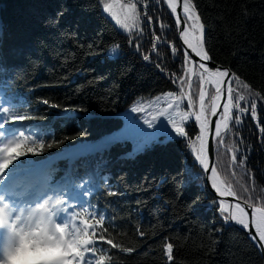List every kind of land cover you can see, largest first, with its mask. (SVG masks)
I'll list each match as a JSON object with an SVG mask.
<instances>
[{
	"label": "trees",
	"instance_id": "1",
	"mask_svg": "<svg viewBox=\"0 0 264 264\" xmlns=\"http://www.w3.org/2000/svg\"><path fill=\"white\" fill-rule=\"evenodd\" d=\"M136 2L0 0V21L7 23L13 33L4 50L24 48L27 52V58L9 55L10 64L22 65L18 74L10 78L12 89L21 103L27 98L24 114L34 117L16 123L44 127L49 133L43 137L44 143L53 144L41 154L21 157V161H39L83 141L100 140L123 125L124 114L133 106L156 113L168 103H175L166 93L175 92L177 86L144 61L129 45V34L100 12L103 3ZM146 2L141 0V3ZM196 4L206 28L205 41L215 63L229 67L247 81L254 92L264 94V0H196ZM137 8L140 9L139 3ZM61 9L64 15L59 27H46L45 17ZM148 13L154 22L159 17L169 25L173 31L167 34L170 39L174 38L175 25L166 6L157 9L148 3ZM144 29L141 47L147 51L150 45L146 25ZM114 44L119 48L110 55ZM161 54L167 70L176 71L177 61L168 55L166 48L161 49ZM43 99L61 107L44 105ZM131 115L141 121L148 118L145 112ZM258 116L264 125V111H258ZM192 130L190 127V134ZM239 135L244 139L236 147L246 153V166L233 169L230 153L224 146L216 154L215 165L222 181L231 184L241 199H244V187L254 190L255 206L261 207L264 206V142L258 139L257 127L251 119H245ZM234 139V135L226 138L225 144L231 146ZM132 147L130 142L116 143L103 153L80 157L73 162L78 167L85 161L94 164L101 157L109 161L108 171L102 175H109L110 179L94 188L86 199L94 206L90 210L97 213L93 219L102 215L105 227H109L111 217L109 231L114 242L137 251L129 255L111 249L114 255L106 264H165L162 236L177 242L174 253L177 264H263L248 236L223 220V215L227 214L217 207L218 201L207 187L205 174L198 165L192 164L191 157L182 155L180 145L157 147L134 159H120L131 152ZM237 160H240L239 154ZM68 166L67 159L53 165L61 170ZM248 171L253 177L251 182ZM60 174L58 172L57 176ZM109 191L116 194L105 195ZM248 203L252 204L253 200ZM70 204L75 206L76 212H83L76 206L78 202ZM84 208L89 205L85 204ZM137 228L146 235L139 237ZM108 250L105 248L103 254L107 255ZM100 254L98 249L97 257Z\"/></svg>",
	"mask_w": 264,
	"mask_h": 264
},
{
	"label": "snow or ice",
	"instance_id": "2",
	"mask_svg": "<svg viewBox=\"0 0 264 264\" xmlns=\"http://www.w3.org/2000/svg\"><path fill=\"white\" fill-rule=\"evenodd\" d=\"M97 3L100 4V0H97ZM148 3L157 9L161 5L167 7L175 25L174 38L170 39L167 34L173 31L169 25L159 17L155 22L153 21V16L148 13ZM100 12L102 15L107 14L110 20L115 21L120 29L129 34V45L140 53L144 61L151 63L165 78L170 79V82L177 86L175 92L166 93V96L172 98L175 103H168L166 108L156 113L149 112L143 107L133 106L130 112L124 114L123 125L100 140L83 141L39 161L32 159L21 161V157L28 156L29 153L41 154L53 144L44 143L43 137L49 134L44 127L16 123L34 117L24 114L27 98L21 103L17 93L12 89L10 78L18 74L22 65L10 64L9 55L13 58L21 56L27 58V52L24 48L4 50L7 42L13 38V33L7 23L0 21V77H2L0 78V229H3L12 241L7 243L0 253V264H11L12 257L17 256L23 246L30 242L43 244L52 250L42 264H93V261L95 264H106V260L114 255L111 249L129 255L137 251L130 246L123 247L119 241L114 242V237L109 231L111 217L109 227H105L104 216L93 219L97 213L90 210L94 206L86 199L94 188H98L105 180L110 179L109 175H102L108 171L109 161L101 157L94 164L85 161L78 167L73 165V162L80 157L97 152L103 153L116 143L129 142L133 145L132 151L124 154L120 159H134L138 154L155 150L157 147L180 145L183 150L182 155L191 157L192 164L201 168L205 174L204 179L218 194L217 207L220 212L228 213L230 207L237 210L223 215V220L234 221L242 230H246L248 239L264 256V206H255L254 190L248 187L243 188L244 199H241L231 184L219 180V173L215 167L216 154L221 146L230 153L233 169L246 166V153L236 147V144L242 143L244 139L239 132L245 119L254 122L258 139L264 142V125L261 124L258 116V111H264V94L254 92L247 81L230 69L215 63L214 56L210 54L205 41V24L201 19L196 0L103 3ZM63 15L64 10L61 9L54 15L45 17V26L58 28ZM80 19L82 20L83 17ZM79 22L80 20L77 21ZM144 25L148 28L150 45L147 51L141 47V41L145 38ZM118 48L119 45L114 44L110 49V55L116 53ZM162 48H166L168 55L177 61L176 71L167 70L161 54ZM194 84L195 92H193ZM245 92L248 95H245ZM156 99L159 100L160 96ZM41 102L50 105L51 108L61 107L50 103L48 99H43ZM135 112H145L148 118L141 121L140 118L131 115ZM211 117L216 118L215 122ZM190 127L193 129L191 134ZM233 135L235 139L232 140L231 146L226 145L225 139H231ZM69 138L75 139V137ZM59 159H67L69 166L63 170L54 168L55 161ZM17 161L19 162L14 163ZM183 167L184 165H181V168ZM58 172L61 173L59 176H57ZM231 174L235 175V172L231 171ZM246 174L251 182L253 180L251 172L248 171ZM201 188L203 189V186ZM115 194L112 191L105 193L108 196ZM229 196L235 198L234 204H226L222 199ZM49 198L60 201L52 208L56 224L51 234L26 232L17 221L23 223V213L38 211V206ZM249 200H253V203L249 204ZM73 201L78 202L76 206L83 209V212H76L75 206L71 209L64 207L66 203ZM85 204H88L89 208H84ZM69 211L72 213L71 216L65 215ZM136 234L139 237L146 235L145 231L139 228ZM161 241L165 264H177L174 255L177 242L163 236ZM105 248L109 249L107 255L103 254ZM98 249L101 252L99 257H97ZM17 264H25V260L20 258Z\"/></svg>",
	"mask_w": 264,
	"mask_h": 264
},
{
	"label": "clouds",
	"instance_id": "3",
	"mask_svg": "<svg viewBox=\"0 0 264 264\" xmlns=\"http://www.w3.org/2000/svg\"><path fill=\"white\" fill-rule=\"evenodd\" d=\"M59 203V200L49 198L42 205L38 206V211L32 210L31 212L23 213L24 222L21 223L18 220L17 223L26 232L49 235L56 224L54 219L55 213L52 211V208ZM51 251V249L40 243H26L17 256L12 257L11 264H17V260L20 258L25 260V264H42L49 257Z\"/></svg>",
	"mask_w": 264,
	"mask_h": 264
},
{
	"label": "water",
	"instance_id": "4",
	"mask_svg": "<svg viewBox=\"0 0 264 264\" xmlns=\"http://www.w3.org/2000/svg\"><path fill=\"white\" fill-rule=\"evenodd\" d=\"M205 37H206V28H205ZM217 64V63H216ZM217 65H219V64H217ZM219 66H221V67H225V68H228V69H230L229 67H226V66H222V65H219ZM231 70V69H230ZM232 71V70H231ZM233 72V71H232ZM211 119L213 120V122H215V117H211ZM211 143H212V141H211V137L209 138V144H210V146H211ZM210 151H211V148H210ZM212 166V164L210 163V167ZM206 181V184H207V187H208V189H209V191L214 195V197L218 200V194L217 193H215V191L214 190H212L211 188H210V186H209V182L207 181V180H205ZM222 181V180H221ZM222 199H224L229 205H231V204H234L235 203V198L234 197H224V198H222ZM231 211H232V208L230 207L229 208V210H228V213H231ZM227 213V214H228ZM249 219H251V213H249ZM228 223L229 224H231V225H233L234 227H236V228H238V229H240L241 231H243L245 234H246V230H242L241 229V227L239 226V225H237L234 221H228ZM247 235V234H246ZM260 253V252H259ZM261 255V254H260ZM261 257H262V259H263V264H264V256H262L261 255Z\"/></svg>",
	"mask_w": 264,
	"mask_h": 264
},
{
	"label": "bare ground",
	"instance_id": "5",
	"mask_svg": "<svg viewBox=\"0 0 264 264\" xmlns=\"http://www.w3.org/2000/svg\"><path fill=\"white\" fill-rule=\"evenodd\" d=\"M169 11V10H168ZM215 167H216V165H215ZM219 180L221 181L222 179H221V177H220V175H219ZM218 201V200H217ZM226 202V201H225ZM226 204H228L227 202H226ZM229 210V209H228ZM235 211H237V210H235L234 208H232V211L231 212H235ZM227 214V213H226ZM12 241H11V238L10 237H7V240H6V244L7 243H11Z\"/></svg>",
	"mask_w": 264,
	"mask_h": 264
},
{
	"label": "rangeland",
	"instance_id": "6",
	"mask_svg": "<svg viewBox=\"0 0 264 264\" xmlns=\"http://www.w3.org/2000/svg\"><path fill=\"white\" fill-rule=\"evenodd\" d=\"M70 208H72V207H70ZM69 208V209H70ZM65 215H69V216H71V212L69 211L68 213H65ZM57 222H59V221H57Z\"/></svg>",
	"mask_w": 264,
	"mask_h": 264
}]
</instances>
